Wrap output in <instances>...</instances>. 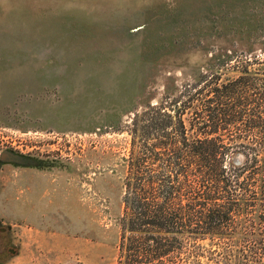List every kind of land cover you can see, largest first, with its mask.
Segmentation results:
<instances>
[{"label":"rangeland","instance_id":"1","mask_svg":"<svg viewBox=\"0 0 264 264\" xmlns=\"http://www.w3.org/2000/svg\"><path fill=\"white\" fill-rule=\"evenodd\" d=\"M248 57L264 0H0L4 264H118L136 112Z\"/></svg>","mask_w":264,"mask_h":264},{"label":"trees","instance_id":"2","mask_svg":"<svg viewBox=\"0 0 264 264\" xmlns=\"http://www.w3.org/2000/svg\"><path fill=\"white\" fill-rule=\"evenodd\" d=\"M242 64L136 112L118 264H264V59Z\"/></svg>","mask_w":264,"mask_h":264},{"label":"water","instance_id":"3","mask_svg":"<svg viewBox=\"0 0 264 264\" xmlns=\"http://www.w3.org/2000/svg\"><path fill=\"white\" fill-rule=\"evenodd\" d=\"M4 160H13V161H20V157L17 155H14L12 153L9 152H5V155L3 156ZM233 160L235 163H241L244 161V155L241 153H237L236 155H234Z\"/></svg>","mask_w":264,"mask_h":264}]
</instances>
